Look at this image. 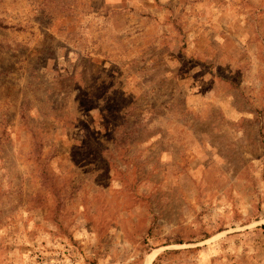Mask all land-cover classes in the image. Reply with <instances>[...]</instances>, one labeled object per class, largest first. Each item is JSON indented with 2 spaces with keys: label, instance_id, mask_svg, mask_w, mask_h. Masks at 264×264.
<instances>
[{
  "label": "rangeland",
  "instance_id": "rangeland-1",
  "mask_svg": "<svg viewBox=\"0 0 264 264\" xmlns=\"http://www.w3.org/2000/svg\"><path fill=\"white\" fill-rule=\"evenodd\" d=\"M0 264H264V0H0Z\"/></svg>",
  "mask_w": 264,
  "mask_h": 264
}]
</instances>
